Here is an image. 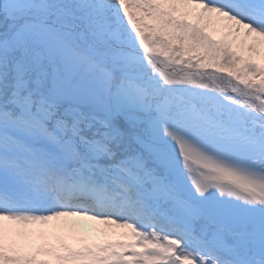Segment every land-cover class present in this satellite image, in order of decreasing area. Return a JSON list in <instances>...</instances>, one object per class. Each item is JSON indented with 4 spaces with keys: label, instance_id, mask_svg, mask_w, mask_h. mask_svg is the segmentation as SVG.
<instances>
[{
    "label": "snow or ice",
    "instance_id": "6c2138e0",
    "mask_svg": "<svg viewBox=\"0 0 264 264\" xmlns=\"http://www.w3.org/2000/svg\"><path fill=\"white\" fill-rule=\"evenodd\" d=\"M0 264H264V0H0Z\"/></svg>",
    "mask_w": 264,
    "mask_h": 264
},
{
    "label": "rangeland",
    "instance_id": "374dc122",
    "mask_svg": "<svg viewBox=\"0 0 264 264\" xmlns=\"http://www.w3.org/2000/svg\"><path fill=\"white\" fill-rule=\"evenodd\" d=\"M68 219H69V221H71V220H77L80 224L86 225V226H91L92 224H94L93 221L80 220V218H68ZM101 227H103V226H101ZM119 231H122V230L114 229V227L108 229L107 234H105L104 232H100V231L90 230L89 231V237H90V240L91 241H93L91 238L93 236H95V235H104L105 238H108V237H115V238H117L114 235V232H119ZM34 242H37L38 243L39 241H36L35 238H34ZM68 242L69 243H75V241L74 240H71V239H69Z\"/></svg>",
    "mask_w": 264,
    "mask_h": 264
},
{
    "label": "trees",
    "instance_id": "16d2710c",
    "mask_svg": "<svg viewBox=\"0 0 264 264\" xmlns=\"http://www.w3.org/2000/svg\"><path fill=\"white\" fill-rule=\"evenodd\" d=\"M94 242H103L104 240L107 239H115V237H108L105 238L104 235H95L91 238Z\"/></svg>",
    "mask_w": 264,
    "mask_h": 264
}]
</instances>
